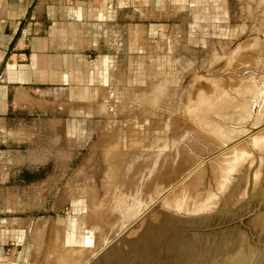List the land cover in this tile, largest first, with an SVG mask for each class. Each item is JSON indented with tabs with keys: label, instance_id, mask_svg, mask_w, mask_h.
<instances>
[{
	"label": "rangeland",
	"instance_id": "rangeland-1",
	"mask_svg": "<svg viewBox=\"0 0 264 264\" xmlns=\"http://www.w3.org/2000/svg\"><path fill=\"white\" fill-rule=\"evenodd\" d=\"M133 4L139 30L125 7L104 86L53 89L37 120L0 125V217L27 220L0 242V264H183L219 220L250 209L264 165V0Z\"/></svg>",
	"mask_w": 264,
	"mask_h": 264
},
{
	"label": "crops",
	"instance_id": "crops-1",
	"mask_svg": "<svg viewBox=\"0 0 264 264\" xmlns=\"http://www.w3.org/2000/svg\"><path fill=\"white\" fill-rule=\"evenodd\" d=\"M133 2L0 0V125L17 131L23 120H37L44 103L51 104L53 89L74 93L104 86L101 64L123 56L114 50L122 45L125 7L131 16L127 27L132 35L139 30ZM26 226L24 218L0 217V242L24 234Z\"/></svg>",
	"mask_w": 264,
	"mask_h": 264
},
{
	"label": "water",
	"instance_id": "water-1",
	"mask_svg": "<svg viewBox=\"0 0 264 264\" xmlns=\"http://www.w3.org/2000/svg\"><path fill=\"white\" fill-rule=\"evenodd\" d=\"M183 264H264V165L250 209L219 220Z\"/></svg>",
	"mask_w": 264,
	"mask_h": 264
},
{
	"label": "bare ground",
	"instance_id": "bare-ground-1",
	"mask_svg": "<svg viewBox=\"0 0 264 264\" xmlns=\"http://www.w3.org/2000/svg\"><path fill=\"white\" fill-rule=\"evenodd\" d=\"M155 125V124H154ZM155 127V126H154ZM147 141V140H146ZM135 146V145H134ZM134 146H132V147H134ZM140 147V146H139ZM142 147V146H141ZM138 148V147H137ZM92 213V212H91ZM134 216V215H133ZM137 216V215H136ZM93 219V218H92ZM91 219V220H92ZM132 239V238H131ZM58 256V255H57ZM59 258V257H58ZM58 261V260H57ZM57 263H60V262H57Z\"/></svg>",
	"mask_w": 264,
	"mask_h": 264
}]
</instances>
